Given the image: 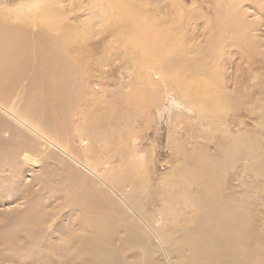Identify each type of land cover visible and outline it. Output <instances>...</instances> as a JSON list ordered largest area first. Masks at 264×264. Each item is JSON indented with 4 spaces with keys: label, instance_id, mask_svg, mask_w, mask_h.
<instances>
[{
    "label": "rangeland",
    "instance_id": "374dc122",
    "mask_svg": "<svg viewBox=\"0 0 264 264\" xmlns=\"http://www.w3.org/2000/svg\"><path fill=\"white\" fill-rule=\"evenodd\" d=\"M31 1L0 0V12L10 17L22 14L27 11L21 9ZM134 2L141 4L148 15L163 19L164 16L168 17L169 31L186 34L180 41L186 57L192 59L194 75L201 70L199 66L207 65L206 71H200L202 73L198 78L195 76L196 79L205 83L209 78H206L208 73L215 80L216 88L227 90L224 92H230V96L233 94L230 105L237 106L228 112L200 115L191 106H186L175 86L170 88L167 85L168 79L156 75L155 69L161 66L160 62L151 66L144 62L140 65V50L130 54L133 47L129 49L126 46L122 31L112 28L109 33L94 36L99 19L89 9V4H82L79 9L75 6L73 11H59L55 19L63 31L77 37L88 32L89 37L93 38L83 43L91 47L88 66L86 61H81L76 73L61 79L52 78L44 75L42 67L34 69L30 56L25 65L7 74V82L0 79V264L39 263L25 259L27 255L33 258L37 252L32 247L28 246L30 250L24 249L22 252L19 250L20 253L15 255L17 257L12 258L13 251L6 249L5 245L8 238L26 227L22 226V220L32 218L38 211L45 215L46 220L41 219L45 222L40 221L34 232L30 230L31 237L42 245L38 248L43 249L48 244L61 264H83L79 257L68 256L67 251L73 240L69 239L67 233L69 230L76 234L81 232L77 223L85 215L79 208L89 210V206L97 209L95 214L101 212L102 208L106 209L109 212L107 222L110 218L111 222L116 220V224H112L116 225L114 227L119 238H116L113 246L119 254L120 264H191L190 253H179L180 246L178 244L176 250L175 242L170 248L162 234L163 242L167 243L166 252L146 230L147 238L140 241L136 235L138 221L132 219L131 213L125 208L126 214L123 216L109 197L102 194L107 190L97 185L98 181L92 182L87 172L40 135L71 153L79 162L83 161L82 164L88 162L87 165L95 167L102 178L106 177L112 183L120 177L132 180L130 172L132 168L137 171L139 166L135 155L136 152L140 153L147 160L144 171L140 170L146 173V181L140 179L143 175L140 178L136 175V184L133 186L130 181L124 182L122 190L129 196H136L138 203L142 204L140 211L144 215L156 216L158 221L163 218L167 221L169 205L171 208L175 206V216L179 217H175L174 221L186 227L179 235L183 242L184 237L204 219L202 215L211 201L202 191L199 179L187 183V175L195 168L196 159L205 158L204 155L219 156L220 149L228 143L223 137L226 129L239 134L242 145L255 148L256 153L254 157L245 152L231 156L224 186L213 195V202L220 206H239V221H249L239 224V229H231L234 242H238V236H245L248 230L258 236L259 240L254 245L246 247L239 244V264H264V249L261 248L264 246V0H175L176 11L165 0ZM228 15L239 19V47L236 48H228L227 43H224L225 46L218 45L216 40L220 33L212 28L218 24L221 27L229 24ZM4 17L0 16L1 19ZM20 23L18 20L17 24ZM113 24V19L106 22L109 27ZM32 26L34 31L39 29ZM96 29L101 32L99 27ZM12 33L10 31L9 35ZM216 51H220L222 56L218 57ZM173 54L169 56L174 57ZM174 60L171 59L172 62ZM148 75L156 81L153 90L146 82L151 79ZM85 84L87 89L81 95L79 86L83 89ZM172 89L173 94L170 92ZM142 92L153 95L156 102L148 108L144 102L140 108L137 107L139 110L136 114V110L132 111V101L135 105ZM116 102V107L127 116L122 118L118 113L120 121L109 123L105 118L110 108L105 105L112 107ZM114 112L110 114L115 115ZM89 179L93 184L89 183L86 190L93 194V198L82 205L84 202L80 198L88 193L79 188ZM138 183L143 186L137 187ZM129 184L131 186L127 189ZM110 197L114 199L112 194ZM160 210L163 217L158 216ZM99 214H96L98 221ZM166 221H151L155 233L164 224L171 227ZM210 228L207 227V230L210 231ZM209 234L214 240L212 244L219 246L220 250L228 241L232 242L231 239L220 240L219 231ZM172 236L180 242L177 235ZM125 240L132 243L126 244ZM21 253L26 255L22 256ZM211 261L208 263L200 259V264H234L232 255L221 256L222 263Z\"/></svg>",
    "mask_w": 264,
    "mask_h": 264
},
{
    "label": "bare ground",
    "instance_id": "6f19581e",
    "mask_svg": "<svg viewBox=\"0 0 264 264\" xmlns=\"http://www.w3.org/2000/svg\"><path fill=\"white\" fill-rule=\"evenodd\" d=\"M165 1L170 3V5L175 9V0ZM150 2H152V0H150ZM84 3L90 5L89 9L94 11L95 17L99 19V22L97 23V25H99H96V28L99 27L101 32H98L95 28L94 36L95 34L99 36L101 34L109 33L112 28L122 31L126 39V43L124 42L126 46L129 49L130 46L133 47V49L129 51L130 54H135L140 50V52L138 53V57L141 61L140 65H143L144 62L145 65L151 66L160 62L161 66L158 67V69H155L156 75L161 76V78L168 79L167 85L170 88H172V86H175L179 90L182 99L187 103L186 106H191L193 110H196L200 115L205 114L210 116L228 112L230 110L232 111L233 108L237 106H234L233 104L232 106L230 105V99L233 94L230 96V92L228 93L229 95L225 93L227 90H224V92L220 91L221 88H216L214 86L215 80L213 79V77H210L208 73L206 74V78H209H207L208 81H206L205 83H200L201 81L199 82L198 79H196V77L198 78L202 73L200 71L205 70V67L207 65L204 64L198 67L201 68V70L199 71L200 73L195 69L197 71V74L194 75L195 72H193V70L195 67H193L190 62V60L192 59L186 57V51L183 49L182 41H180L185 38L186 34L178 35L169 31L167 29L169 21L168 17L164 16L163 19V17L155 18L153 15H148L147 13H144L146 9L141 4H136L134 0H32L29 4H26V6L21 9V11H27L23 12L22 14H14L12 15V17H10L11 15H9L8 13L7 16L3 13L1 14L0 12L1 17L5 16L4 19L0 18V73H2L0 74V79L4 82H7V74L12 73L11 71L14 70V68L25 65L30 56V60L34 61L33 68L37 69L39 66L42 67L44 75L46 74L47 77L52 78L61 79L64 76H70L73 73H76L80 67L79 62L81 61L84 63L86 61L88 66V64L90 63V60L88 59L91 57V51L89 49H91V47H88V45H85L83 43L89 41L90 39L93 40V38L89 37L88 32L80 37L69 34L58 27V20L55 19L60 14L59 11H73L75 6H77L79 9ZM66 4L68 5L67 7L65 6ZM153 11H158V9H154ZM228 17L230 19L229 24H225L224 27H221L218 24L217 26H213L212 28L220 33L218 34L216 40V43L218 45L221 44L222 46H225L224 43H227L226 46H228V48H236L239 47V19L237 16L234 17L232 15H228ZM112 19L114 20L115 24H113L111 27L107 26L106 22L109 20L111 21ZM14 20L15 22L17 21V23L19 20V22L21 23L15 24ZM32 25L38 26V28H41V30L38 29L34 31L35 28L34 30H32ZM10 31H13L11 35H9ZM230 34L233 36H230ZM173 52V55L176 58L169 56ZM215 53L218 54V57L222 56L220 51H216ZM171 59H175V62H172ZM148 77H150L151 79H148L150 81L147 80L146 82L149 85L150 89L153 90L154 85H156V81H154L155 79H153L151 76L148 75ZM54 85L52 86L54 87ZM86 89V84L83 89H81L79 86L81 95L86 91ZM237 91L238 90H236V92ZM170 92L172 93L174 92V90L172 89V91L170 90ZM133 93L135 94L136 92ZM142 93V96L135 101V105L132 101V111L136 110V114L140 108L139 106H141L144 102L146 103V108L152 107L151 105L156 102L155 98L152 97L153 95L147 92ZM136 94L139 93L137 92ZM171 97L174 98V95H172ZM129 99L127 100L129 101ZM180 99L179 101H181ZM233 99H235V96ZM115 104L118 103L116 102L114 103V105ZM105 107L110 108V112H114L115 110V115L110 114L109 112L108 116L105 118V120L107 119L106 121H108L109 123L112 121H120L118 120V113H120L121 117L127 116V114L125 112H121L117 108L118 106L116 107V105H112L111 107L109 104L105 105ZM137 107L139 108L137 109ZM119 108L121 107L119 106ZM15 117L18 118L20 122L25 124V122H23L19 117ZM32 129L29 128L30 131L34 130ZM34 132L36 133L37 131L34 130ZM224 133L225 134L223 137L228 141V143L224 145L222 149H220L219 156L211 157L208 155H204L205 158L196 159L195 168L193 169L191 174L189 173L187 175V183L194 181L197 178L199 179L202 191L204 192L205 196L211 201H209L208 203L209 206L207 211L202 215L204 219L201 220L198 226L194 227L193 231L189 235H187V237H184L183 242L180 241L179 235L185 231L186 227H181V222L174 221L175 217H179L175 216V206L171 208V204L169 205L168 213L166 212V215L168 216L167 221L166 218L158 221V219H155L156 216L148 215L147 213L146 215H144L142 211H140V205L142 206V204L138 203L136 196H129L127 195L128 193H125L122 190L124 182L126 183L130 181L133 186L136 184V175L139 178L140 175H143V177H141L140 179L146 178V173L142 171H144L143 168L145 169V167L147 166V160H145L143 156L141 157L140 153L136 152L135 155L139 166L137 167V171L135 168H132V171L130 172V174L132 173V175H130V177H132V180L129 177H120L112 183L109 182L108 178H102L99 172L95 170V167L87 165L88 162L87 164L84 163L85 165L82 164L83 161H80V163L73 157V155H71V153L69 154V152L61 147H58L53 142L46 139L44 136L40 135V137L47 141L49 145L55 147L56 150L61 152L76 165L81 167L85 172H87V174H89V176L92 178V182L93 180L98 181L97 185L100 184L102 185V189L105 188L107 190V192H102V194H106V197H109V200H111L110 202H112V204H114L116 208L119 209V212H121L123 216L126 214V210H124L125 208L131 213V216L133 217L132 219H134V221L135 219L138 221L136 226L137 233H135L140 241L147 238L145 237V232L148 231L147 233L151 234L152 237H154L158 241L161 248L166 252L165 247L167 243L163 242L161 238L162 234L163 238L167 240L170 248L171 245L175 242L176 250L178 244L180 246V251L178 249L179 253L181 251H183L184 253H190V256H188L189 258H191V264H200V259H202V261L206 260L208 263L212 262V259L214 262L220 261V263H222L221 256L223 257L225 255H232L234 264H239V244L246 247H249L251 244L254 245V243L259 240L258 236L253 233L251 234V231L248 230L245 236H238L239 241L234 242V236L231 233V229H239V224H244L247 222L249 223V221H239V215H241L239 214V206H226L225 204L224 206L217 205L213 202V195L220 192L224 186L225 178L228 175L227 165L231 156L233 154L239 155V152H245L246 155L254 157L256 149H249L245 145H242V140L239 137V134H234L232 130L226 129ZM245 133L246 131L242 135H244ZM92 182L90 181V179L88 181L86 180L82 184L83 187L79 188L80 190H85L88 193V195H83L84 193H81L83 196L80 198V200L84 202L82 205L87 204V199L93 198V194H90V192L86 190L89 189V183ZM141 185V183H138L137 187H141ZM130 186V184L127 185V189ZM110 194L114 196L115 200L110 197ZM131 194L132 193H130V195ZM171 198H173V196H171ZM116 200L119 201L120 204L117 203ZM89 207V210H85V207L79 208L80 212L85 215L81 219V222H79L80 224L77 223L81 229V232L76 234L77 232L74 233L72 230H69L67 233L69 239L73 240L69 251H67L68 256L79 257L83 264H120L119 254L118 252H116V250L114 249L115 247L113 246L116 238H119V236H117V229L115 228L116 225L112 224V222L115 223L116 220L111 222L110 216L112 217V215H110L108 216V219H110L107 222L106 218L109 212L106 209L102 208L101 212H98L100 213V221H98V218L96 217V214L98 213L95 214L97 209H93V207L91 206ZM129 212L127 214H129ZM243 212L245 213V211ZM37 213V215H32V218L27 217L22 220V226L26 225V227L29 228L22 227L14 236L10 237V239L8 238L5 242V245L7 246L6 249H8L9 251H13L12 254L14 256H12V258H15L17 257L15 255H18V253H20L19 250L21 252L24 251V249L30 250L28 249V246H30L37 252L33 255V258L27 257V255L25 257L26 260L38 261L40 264H59L60 261H57V259H55L54 252H51V248L48 244H46V247H43V249L38 248L42 246L40 245L41 243L38 244L36 239L31 237L30 232L32 231L30 230L33 229L34 232V229L37 228L36 225H39L41 224V222L44 223L46 221L44 219V214L40 213L39 211ZM158 216L163 217L161 210L159 211ZM41 219H44L45 221L43 222L41 221ZM176 220L178 221V218ZM151 221L155 223L166 221L171 227H166L167 224H164L160 226L158 228V232L155 233L152 227L153 222L151 223ZM177 226L179 227L177 228ZM209 226L211 227L210 231L207 230V227ZM211 231H219L220 240L231 239L232 242L228 241L223 246L225 249L223 248L220 250L219 246L216 247L212 244L214 240L209 234V232ZM202 233L203 235L199 236ZM172 235H177V238L180 242H178L177 240L175 241ZM133 242L135 243L136 240ZM125 243L129 244L132 243V241L128 242L127 240H125ZM137 243H139V240H137ZM132 246L134 245L132 244ZM261 248L264 249V246H262ZM22 254L23 253H21V255ZM28 254L30 255V253ZM189 258L187 257V260ZM186 264H188V262H186Z\"/></svg>",
    "mask_w": 264,
    "mask_h": 264
}]
</instances>
